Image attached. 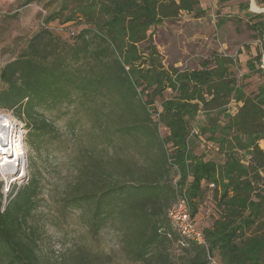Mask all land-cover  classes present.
<instances>
[{
	"label": "trees",
	"instance_id": "16d2710c",
	"mask_svg": "<svg viewBox=\"0 0 264 264\" xmlns=\"http://www.w3.org/2000/svg\"><path fill=\"white\" fill-rule=\"evenodd\" d=\"M239 7L248 11L249 2ZM182 12L205 13L200 0H59L44 26L84 27L72 39L45 27L33 33L0 70V109L29 119L26 140L35 147L43 136H54L46 115L72 108L88 120L93 134L73 160L74 181L63 204L88 212L93 234L111 228L127 264H177L169 253L177 239L169 233L168 210L180 197L196 222L204 201L213 205L210 225L198 226L206 248L189 244L180 264H209L215 256L221 264H264V85L247 94L234 78L232 60L219 54L199 70H165L149 32ZM252 18L250 29L261 44L264 15ZM262 61L259 52L245 66L264 75ZM166 90L173 95L153 123L150 108ZM199 113L203 124L196 126ZM79 122L69 124L73 133ZM202 138L219 160L195 153ZM39 192L33 176L0 212V264H42L27 225ZM90 258L81 251L71 264H105Z\"/></svg>",
	"mask_w": 264,
	"mask_h": 264
},
{
	"label": "rangeland",
	"instance_id": "374dc122",
	"mask_svg": "<svg viewBox=\"0 0 264 264\" xmlns=\"http://www.w3.org/2000/svg\"><path fill=\"white\" fill-rule=\"evenodd\" d=\"M24 1L0 0V70L12 60L26 40L43 27L45 17L57 8L59 2L38 0L24 5ZM253 1L251 6L252 0H200L204 15L196 18L182 12L176 20L164 21L152 29L149 36L160 55L162 67L165 70L174 68L178 71H195L200 69L203 62H208L213 55L219 54L232 60L231 70L237 84L252 95L259 85H264V75L250 73L245 66V62L259 52L264 57V41L260 44L249 26L256 21L252 18L253 15H264L256 12L264 10V5L258 6ZM246 2H249L248 11L239 7ZM83 27L80 22H52L50 30L63 39H72L71 33H76ZM139 48L147 58V44L143 43ZM143 67L146 69L147 65ZM172 95V91L166 90L161 97L155 98L153 107L150 108L153 123L158 120L161 103ZM236 108L237 105L233 102L228 105L230 113H234ZM17 111L18 109L14 112ZM63 112L66 113L45 116L51 121L54 136H43L36 147L26 140V183L35 176L40 191L34 200L27 225L34 232L41 262L71 264L72 257L83 251L90 259H97L105 264H127L118 250V236L111 228H104L93 234L89 230V213L66 208L63 204L62 199L74 181L73 160L79 147L86 145L91 140L89 136L93 134L91 125L82 113L78 114L72 108L63 109ZM74 119L80 121L75 134L69 127ZM20 120L28 133L26 125L30 123L29 119L22 116ZM202 121L203 114H197L194 124L201 126ZM157 128L160 137L167 136L165 128L161 125ZM84 135L88 136L87 139ZM204 140L202 138L196 141L195 153L206 160H219L216 148ZM262 142L259 146L264 150V141ZM212 215L213 205L207 199L197 215L198 226H209ZM170 229L172 239L176 237L178 241V234L172 226ZM169 253L177 264L184 262L189 255L177 246V242L169 245ZM215 260L217 264H221L217 256Z\"/></svg>",
	"mask_w": 264,
	"mask_h": 264
},
{
	"label": "built area",
	"instance_id": "2783aa9c",
	"mask_svg": "<svg viewBox=\"0 0 264 264\" xmlns=\"http://www.w3.org/2000/svg\"><path fill=\"white\" fill-rule=\"evenodd\" d=\"M50 25L42 24L48 29H51ZM26 135L27 130L22 121L17 119L11 110L0 109V212L5 211L17 189L27 181V163L24 162ZM168 219L178 234L177 246L183 249L189 247V244H195L206 248L204 236L197 222L191 219L189 206L184 197H180L171 205ZM208 260L209 264H217L214 258L209 257Z\"/></svg>",
	"mask_w": 264,
	"mask_h": 264
},
{
	"label": "bare ground",
	"instance_id": "6f19581e",
	"mask_svg": "<svg viewBox=\"0 0 264 264\" xmlns=\"http://www.w3.org/2000/svg\"><path fill=\"white\" fill-rule=\"evenodd\" d=\"M252 3H254L253 0H252V2H251V6H252ZM253 11H254V9H253ZM256 12L261 13V12H264V10L261 9V10H257ZM24 152H25V156H24V160H25V161H24V162H26V154H27V151L25 150Z\"/></svg>",
	"mask_w": 264,
	"mask_h": 264
},
{
	"label": "water",
	"instance_id": "95a60500",
	"mask_svg": "<svg viewBox=\"0 0 264 264\" xmlns=\"http://www.w3.org/2000/svg\"><path fill=\"white\" fill-rule=\"evenodd\" d=\"M251 11L254 12L252 8H251ZM261 13H264V12H261ZM262 62H263V64H264V57H263V61H262ZM263 68H264V67H263Z\"/></svg>",
	"mask_w": 264,
	"mask_h": 264
},
{
	"label": "crops",
	"instance_id": "0c3cea01",
	"mask_svg": "<svg viewBox=\"0 0 264 264\" xmlns=\"http://www.w3.org/2000/svg\"><path fill=\"white\" fill-rule=\"evenodd\" d=\"M263 142L261 141L260 144H262Z\"/></svg>",
	"mask_w": 264,
	"mask_h": 264
}]
</instances>
